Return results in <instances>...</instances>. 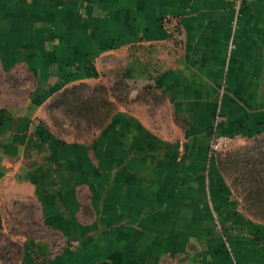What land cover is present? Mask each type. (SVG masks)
Returning <instances> with one entry per match:
<instances>
[{"label": "crops", "instance_id": "0c3cea01", "mask_svg": "<svg viewBox=\"0 0 264 264\" xmlns=\"http://www.w3.org/2000/svg\"><path fill=\"white\" fill-rule=\"evenodd\" d=\"M19 68L34 86L0 103V205L31 200L46 234L16 264H264L211 148L264 133V0H0V74ZM117 73L130 101L90 137L39 116Z\"/></svg>", "mask_w": 264, "mask_h": 264}, {"label": "rangeland", "instance_id": "374dc122", "mask_svg": "<svg viewBox=\"0 0 264 264\" xmlns=\"http://www.w3.org/2000/svg\"><path fill=\"white\" fill-rule=\"evenodd\" d=\"M103 79L70 84L50 94L39 110L44 123L57 135L71 139L88 138L99 129L112 106L107 104L100 114L94 115L92 104L99 105L110 99L119 107L126 91L132 94L133 86ZM119 83V82H118ZM34 86L30 72L19 68L12 73L0 74V103L14 104L28 100ZM130 90V91H129ZM218 154L221 171L228 181L240 209L264 229V208L256 201L257 185L264 182V133L249 138H232ZM261 181V182H260ZM37 206L31 200H15L2 196L0 205V263H18L32 239L45 236Z\"/></svg>", "mask_w": 264, "mask_h": 264}, {"label": "trees", "instance_id": "16d2710c", "mask_svg": "<svg viewBox=\"0 0 264 264\" xmlns=\"http://www.w3.org/2000/svg\"><path fill=\"white\" fill-rule=\"evenodd\" d=\"M120 83H122L124 87H127V88L129 87L127 82H126V80H125V78H124V76L119 74L118 79L114 83V85H118ZM143 93H147V94H149L151 96H156V94L154 92V89L151 86H146ZM115 99L120 100L122 102V104H127L130 101V94H128V91H126L122 98H119L116 95ZM106 102H107L108 105L110 104L112 106V108H110V112L107 114V117H106L105 121L101 125L98 126L99 129L106 125V123L110 120L111 116L118 110V107L115 106L114 102L111 101L110 99H104V101L100 102L99 105H96V104L93 103L92 106H91V110L88 111V112L94 113V115L100 114L101 109L105 108ZM255 193H256L255 197H256L257 203L262 208H264V182H261L259 186L257 185ZM5 264H7V263H5Z\"/></svg>", "mask_w": 264, "mask_h": 264}, {"label": "built area", "instance_id": "2783aa9c", "mask_svg": "<svg viewBox=\"0 0 264 264\" xmlns=\"http://www.w3.org/2000/svg\"><path fill=\"white\" fill-rule=\"evenodd\" d=\"M232 137L229 135H215L211 142L212 151L218 152L224 148L230 141Z\"/></svg>", "mask_w": 264, "mask_h": 264}]
</instances>
